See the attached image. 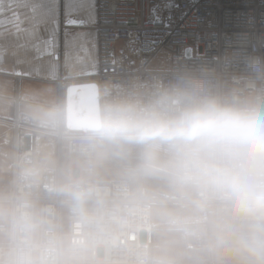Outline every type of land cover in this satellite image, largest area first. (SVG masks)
<instances>
[{
  "label": "clouds",
  "instance_id": "1",
  "mask_svg": "<svg viewBox=\"0 0 264 264\" xmlns=\"http://www.w3.org/2000/svg\"><path fill=\"white\" fill-rule=\"evenodd\" d=\"M164 73L147 102L107 107L94 136L121 158L134 153L138 173L166 190L171 206L151 220L187 241L190 264H264V60L251 58L243 86L224 93L204 64ZM67 195L79 202L88 193ZM75 243L26 192L0 193V264H67Z\"/></svg>",
  "mask_w": 264,
  "mask_h": 264
},
{
  "label": "built area",
  "instance_id": "2",
  "mask_svg": "<svg viewBox=\"0 0 264 264\" xmlns=\"http://www.w3.org/2000/svg\"><path fill=\"white\" fill-rule=\"evenodd\" d=\"M95 11L100 76L138 75L141 79L138 87L116 83L118 88L105 95L108 106L147 102L153 78L163 77L164 70L178 62L206 65L212 70L213 87L224 93L243 86L251 58L264 60V0H96ZM117 38L125 40L110 49L109 43ZM133 50L147 54L160 50L165 61H157V55L152 61H134L125 54ZM119 56L125 59L122 69L115 64ZM10 122L16 128L12 149L24 151L27 164L32 157L27 140L31 133L19 118ZM96 139L83 133L61 135V144L66 143L61 149L78 164L64 167L59 154L53 165L40 167L39 175L32 167L13 174L7 193L26 192L34 207L61 230V236L76 241L65 251L79 253L81 264H106L107 259L146 264L153 240L150 202L133 196L124 179L92 177ZM68 190L88 195L77 202L67 195ZM62 204L69 210L65 229L57 208Z\"/></svg>",
  "mask_w": 264,
  "mask_h": 264
},
{
  "label": "crops",
  "instance_id": "3",
  "mask_svg": "<svg viewBox=\"0 0 264 264\" xmlns=\"http://www.w3.org/2000/svg\"><path fill=\"white\" fill-rule=\"evenodd\" d=\"M95 24V0H0V135L14 114L22 122L48 128L54 124L61 130L65 88L56 80L84 79L97 72ZM17 75L21 80L15 96ZM29 110L46 113L47 118L38 123L29 118ZM52 130L47 131L53 135ZM96 175L97 171L95 179L104 180L111 174L101 179ZM162 191V197L153 199L151 217L171 206L161 201L168 195ZM152 226L149 264H190L187 241L163 223Z\"/></svg>",
  "mask_w": 264,
  "mask_h": 264
},
{
  "label": "bare ground",
  "instance_id": "4",
  "mask_svg": "<svg viewBox=\"0 0 264 264\" xmlns=\"http://www.w3.org/2000/svg\"><path fill=\"white\" fill-rule=\"evenodd\" d=\"M95 6H96V0H95ZM96 22H97V16H96ZM95 31H96V42H97V53L99 54V44H98V33H97V27L95 24ZM123 40H125V38H117L115 40H113L112 42L109 43V48L110 49H114L115 47H117ZM160 50H156L153 54H147L144 53L142 51H127L125 52V54L127 55V57L129 59H132L134 61H138L142 58L152 61L154 60V57L157 61H165L164 56L162 53H158ZM115 64L118 65L120 67V69H122L126 64H125V59L122 56H119L118 59L115 61ZM100 60H99V56H98V70L97 72L90 76L88 79L89 80H85L83 78H76V77H67V76H59L58 79L56 80V83L62 87L65 88L64 91H66L67 86L71 85V84H82V83H93L97 86L98 89V98H99V115L107 108L109 107L106 100H105V95L112 89H116L118 88L117 84H120L121 86L128 88L130 86H136L138 87L141 83V79L138 75H128L126 77H119V76H100ZM21 76H14V79L16 81V94L15 96H17V91H18V87H19V81L21 80L20 78ZM23 99V98H22ZM16 106H18V102L20 101L18 97L14 98ZM37 102V101H36ZM139 102V101H138ZM40 104V103H39ZM64 104H65V96H64ZM45 107V106H44ZM36 108V107H35ZM17 117L20 118L18 115L14 114L13 118ZM63 127L60 129L55 128V125L52 124V126L48 128V126L44 125V124H34L31 123L28 120H24L22 122L23 127H27L26 131L31 133L28 137L27 140L28 142L31 144V148L30 150H32V152H30V150H27L26 152H30V154L32 155L31 157V161L27 164H24V159L27 157V154L24 153V151H18L16 152L15 150L12 149V137L13 134L16 132V128L13 127L11 124H9L8 126L5 127V129L1 132V139H2V144H0V162H4L7 163V169L8 172L10 174V183L12 181V175L14 174L15 176L18 173L21 172H29V168L32 167L31 171L34 172L36 175L40 174V171L42 168V166H48L52 163V158H53V154L54 158L58 157V155H61V164L64 165V163L66 162L68 165H77L78 162L76 164H70V159H68L66 157V152L64 149H61V145H65V141L62 142L61 144V135L62 137H67L69 135H77L80 133H83L85 135H94L92 131L89 130H71L65 127V121H64V116H63ZM52 130L53 135L50 134L49 131L47 130ZM57 140V151L54 150V152L51 154H47L45 152L46 149H49L52 147L53 141ZM97 140V139H96ZM99 141V140H98ZM98 141H97V145H98ZM96 145V160H95V169L97 170V159L102 157V154L98 151V146ZM23 149V147H22ZM64 155V156H63ZM47 157V158H45ZM57 160V159H56ZM56 160L53 162V164L56 162ZM20 162L18 164H14ZM52 164V165H53ZM67 165V166H68ZM28 167V168H26ZM3 169V167H2ZM62 173H64V170L62 171ZM98 176V175H97ZM107 177V176H106ZM79 179V177H78ZM115 178H111L108 180H112ZM123 179V178H121ZM97 180V179H96ZM105 180V181H108ZM126 180V179H124ZM15 181V180H14ZM101 181V180H99ZM128 183L129 181L126 180ZM9 183V185H10ZM14 183V182H13ZM12 183V184H13ZM131 191H132V195L139 197V198H143L146 199L150 202V213L152 211V204L153 201L136 195L133 191V188L131 186V184L129 183ZM7 193V191L5 192ZM11 193V192H10ZM33 200H42L41 198H36V197H32ZM167 196L165 198H163L161 201L163 203H167L169 204V202L167 201ZM40 205V203H38ZM58 213L59 215H61V226L63 229H65L66 224L68 222V215H69V210H67V206H63L59 205L58 207ZM64 215H66L65 219H64ZM152 223V221H151ZM58 232V231H57ZM61 235V230L58 232ZM152 235H153V226H152ZM153 240H154V236H153ZM153 240H152V244H153ZM151 244V246H152ZM151 246H150V250H149V261L151 260ZM110 248V247H109ZM100 250H97L95 252V254L98 255ZM63 259L67 262V264H81V255L77 252H74L70 249H67L64 253ZM140 259H137V262H139ZM148 261V262H149ZM148 262L146 264H148ZM106 264H137L134 263L132 261H123L120 259H107Z\"/></svg>",
  "mask_w": 264,
  "mask_h": 264
},
{
  "label": "rangeland",
  "instance_id": "5",
  "mask_svg": "<svg viewBox=\"0 0 264 264\" xmlns=\"http://www.w3.org/2000/svg\"><path fill=\"white\" fill-rule=\"evenodd\" d=\"M0 144H2L1 137H0ZM97 146H98V151L101 154L103 153L102 157L97 159V170H96L97 175H98V176L96 175L97 178L101 179L102 175H106L107 173L108 174L110 173L111 175L108 177V179L123 178V179L128 180L136 195L148 198L152 201L154 198L162 197L161 193H163L162 191L163 187L159 185L157 182L151 180L150 178L145 177L138 173V170H137L138 161L134 153L129 154L127 158H121L113 154L111 150L102 142L98 141ZM54 150L57 151V140L55 139L53 141L52 147L49 149H46L45 152L47 154L49 153L52 154ZM56 159L57 157L55 158V160ZM53 162L50 165H52ZM76 163L77 161L70 160V164H76ZM67 165L68 164L65 162L63 166L66 167ZM92 177H94V175H92ZM10 179L11 178H10V174L7 169V163L0 162V193H5L6 191H8ZM108 179H104V180L101 179V181H105ZM65 217L66 215H64V219ZM149 263L150 261L148 262V264Z\"/></svg>",
  "mask_w": 264,
  "mask_h": 264
},
{
  "label": "water",
  "instance_id": "6",
  "mask_svg": "<svg viewBox=\"0 0 264 264\" xmlns=\"http://www.w3.org/2000/svg\"><path fill=\"white\" fill-rule=\"evenodd\" d=\"M99 117L97 86L93 83L71 84L65 91L64 121L71 130L92 131Z\"/></svg>",
  "mask_w": 264,
  "mask_h": 264
}]
</instances>
